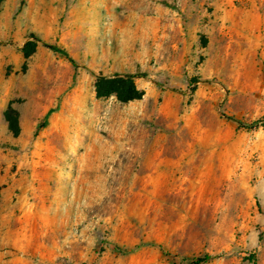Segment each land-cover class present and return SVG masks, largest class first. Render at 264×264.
<instances>
[{
    "label": "rangeland",
    "instance_id": "rangeland-1",
    "mask_svg": "<svg viewBox=\"0 0 264 264\" xmlns=\"http://www.w3.org/2000/svg\"><path fill=\"white\" fill-rule=\"evenodd\" d=\"M0 264H264V0H0Z\"/></svg>",
    "mask_w": 264,
    "mask_h": 264
},
{
    "label": "trees",
    "instance_id": "trees-1",
    "mask_svg": "<svg viewBox=\"0 0 264 264\" xmlns=\"http://www.w3.org/2000/svg\"><path fill=\"white\" fill-rule=\"evenodd\" d=\"M35 38H36L35 42H41V39H39L38 37ZM46 45L55 51L65 52L57 45L48 44V43ZM65 54L70 61H72L73 63L75 62L72 59V57L68 55V53L65 52ZM134 78L135 76L131 74H116L114 76H102L99 78L97 83V93L99 96H107V95L115 94L122 101L140 99L144 95V91L140 90L137 87ZM228 118L232 120H236L232 116H228ZM9 121H10V128L15 133H18L19 127L16 117L10 115ZM261 121L262 120H258L252 125H245V126L246 128H253L254 126H257ZM209 258L210 255H206L204 257L198 258L196 259V263L206 262Z\"/></svg>",
    "mask_w": 264,
    "mask_h": 264
}]
</instances>
